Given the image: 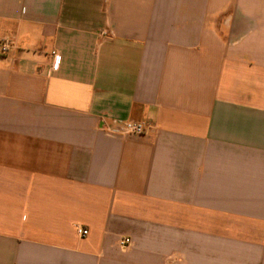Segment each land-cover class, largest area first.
Here are the masks:
<instances>
[{
    "label": "crops",
    "instance_id": "crops-1",
    "mask_svg": "<svg viewBox=\"0 0 264 264\" xmlns=\"http://www.w3.org/2000/svg\"><path fill=\"white\" fill-rule=\"evenodd\" d=\"M7 37L0 264H264V0H0Z\"/></svg>",
    "mask_w": 264,
    "mask_h": 264
},
{
    "label": "built area",
    "instance_id": "built-area-1",
    "mask_svg": "<svg viewBox=\"0 0 264 264\" xmlns=\"http://www.w3.org/2000/svg\"><path fill=\"white\" fill-rule=\"evenodd\" d=\"M11 43L12 40L8 37L0 40V53H5L9 49ZM107 131L120 135L143 136L148 133L149 127L137 120H127L123 122L120 127H107ZM78 232L85 236L89 231L87 228L79 227ZM131 242L132 240L128 236L121 237L119 240V244L124 247L131 244Z\"/></svg>",
    "mask_w": 264,
    "mask_h": 264
}]
</instances>
